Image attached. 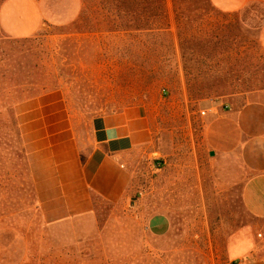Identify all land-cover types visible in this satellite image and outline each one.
Segmentation results:
<instances>
[{
  "label": "rangeland",
  "instance_id": "obj_1",
  "mask_svg": "<svg viewBox=\"0 0 264 264\" xmlns=\"http://www.w3.org/2000/svg\"><path fill=\"white\" fill-rule=\"evenodd\" d=\"M74 1L44 0L57 23L32 38L0 27V264H232L252 247L264 258V221L242 205L249 175L229 118L264 105V3L222 12L210 0H79V15L61 23ZM52 91L80 138L95 115L143 108L157 154L136 159L120 203L47 225L17 107ZM154 214L168 218L166 235L148 231Z\"/></svg>",
  "mask_w": 264,
  "mask_h": 264
},
{
  "label": "crops",
  "instance_id": "obj_2",
  "mask_svg": "<svg viewBox=\"0 0 264 264\" xmlns=\"http://www.w3.org/2000/svg\"><path fill=\"white\" fill-rule=\"evenodd\" d=\"M210 2L222 12H235L264 0ZM81 8L82 3L74 1L69 17L66 20L63 15L60 22L79 15ZM48 23L57 22L47 13L44 0H6L0 7V27L12 38H32ZM260 42L264 48V26ZM35 103H21L17 117L38 212L47 225L90 218L102 205L120 203L134 185L136 159H156V124L141 107L93 116L87 137L80 138L64 122L59 108L64 103L58 93H46ZM229 118L240 138L238 147L249 175L242 187V205L249 215L264 221V105L245 104L232 110ZM222 127L217 126L213 135L223 141L226 131ZM147 229L152 236H164L170 223L166 216L154 214ZM254 250L245 251L232 264H264V258L251 256Z\"/></svg>",
  "mask_w": 264,
  "mask_h": 264
},
{
  "label": "water",
  "instance_id": "obj_3",
  "mask_svg": "<svg viewBox=\"0 0 264 264\" xmlns=\"http://www.w3.org/2000/svg\"><path fill=\"white\" fill-rule=\"evenodd\" d=\"M210 155H213V153L211 152Z\"/></svg>",
  "mask_w": 264,
  "mask_h": 264
}]
</instances>
